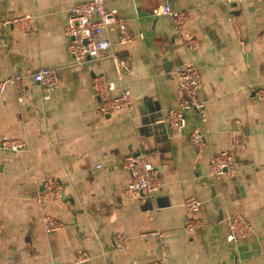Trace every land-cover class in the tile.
Wrapping results in <instances>:
<instances>
[{
  "label": "crops",
  "instance_id": "1",
  "mask_svg": "<svg viewBox=\"0 0 264 264\" xmlns=\"http://www.w3.org/2000/svg\"><path fill=\"white\" fill-rule=\"evenodd\" d=\"M78 1L0 0V22L32 14L39 23L30 32L0 24L2 77L30 75L41 67L57 69L61 76L48 99L32 80L23 102L10 85L0 92V141L9 136L27 142V149L18 152L0 148V219L5 223L0 264H76L81 248L92 256L81 264H148L159 258V244L138 235L156 229L165 233L170 264H264V101L255 98L256 90L264 88L261 3L106 0L127 19L133 41L120 44L114 29L111 50L78 63L67 51L64 33L68 11ZM165 1L190 11L184 30L201 40L196 53L173 45L170 19L154 15ZM112 52L132 64L125 84L133 109L106 116L92 79L104 75L117 80ZM190 59L199 68V94L208 111L201 124L208 142L202 153L190 142L194 112L177 137L160 122L181 98L174 68ZM235 127L245 131L248 148L235 153L233 176L214 179L210 159L227 146ZM142 151L163 179L153 197L125 193L131 175L121 161ZM51 177L61 181L63 196L41 206L35 195ZM192 195L202 201L196 216L205 226L187 232L183 202ZM44 211L61 217L63 228L47 234ZM236 211L252 222L255 232L231 243L228 215ZM116 231L129 236L128 248H114Z\"/></svg>",
  "mask_w": 264,
  "mask_h": 264
},
{
  "label": "built area",
  "instance_id": "2",
  "mask_svg": "<svg viewBox=\"0 0 264 264\" xmlns=\"http://www.w3.org/2000/svg\"><path fill=\"white\" fill-rule=\"evenodd\" d=\"M264 10V0H258ZM155 16H167L174 28L171 43L175 46H182L191 53H196L201 45V40L184 30V26L190 18V11L187 9L173 8L168 1L161 3L154 9ZM4 27L16 25L21 30L30 32L39 29L37 16L32 14L8 17L0 22ZM116 30L117 42L128 44L133 41V34L125 16L116 8H109L106 0H80L68 11L67 21L64 28L66 36V48L69 54L78 63H85L97 57L104 50H111L114 42L111 31ZM264 38V32L260 36ZM117 80L112 81L104 75H96L92 79V90L95 96L100 99V111L103 115L109 116L121 109L129 112L133 109L131 100V89L126 86V75L131 72L132 64L126 57L117 52L111 54ZM90 57V59H89ZM264 74V58L262 62ZM174 74L178 87L181 91L179 102L168 108L160 117L170 130L171 136H180L187 127L189 113L196 115V125L190 133V142L193 148L204 152L208 142L201 124L207 121L208 111L206 102L200 97L202 79L199 68L194 59L177 65ZM39 83L45 90V98L48 99L61 84V76L57 69L41 67L30 75L13 73L2 77L0 70V92L10 85L14 88L17 99L23 102L28 89V81ZM118 90V93H115ZM255 98L264 101V88H258ZM0 148L9 151H22L27 149V142L22 138L5 136L0 141ZM248 148L247 135L239 127L232 130L231 138L227 146L221 151L212 155L209 162V174L214 179L223 176H233L236 171L234 155L237 152L245 151ZM102 165L99 164L98 167ZM121 166L130 172L131 178L125 188V193L135 197H153L163 185L157 167L145 152H138L124 157ZM63 196L62 183L57 178H48L43 187L35 195V201L44 206L49 200L59 199ZM202 201L197 196H188L183 202L186 212V220L183 229L187 232H194L205 226L202 218L196 213L200 210ZM43 228L47 234L59 231L65 225L63 219L55 214L44 211L42 215ZM230 232L227 240L231 243L250 237L254 234L252 222L243 213L236 211L228 215ZM5 229V223L0 219V236ZM141 240L154 239L159 244V258L148 264H170L168 246L165 242V233L162 230H146L139 233ZM112 242L115 249L128 248L129 236L120 231L112 235ZM91 254L81 248L77 250L76 264L90 262Z\"/></svg>",
  "mask_w": 264,
  "mask_h": 264
},
{
  "label": "water",
  "instance_id": "3",
  "mask_svg": "<svg viewBox=\"0 0 264 264\" xmlns=\"http://www.w3.org/2000/svg\"><path fill=\"white\" fill-rule=\"evenodd\" d=\"M89 59H90V57H89ZM210 187H211L212 190H214V192H215V185H214V184H211Z\"/></svg>",
  "mask_w": 264,
  "mask_h": 264
}]
</instances>
